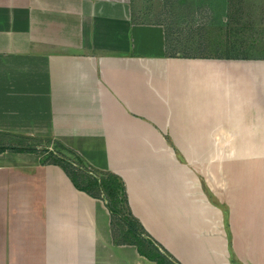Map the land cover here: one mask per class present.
Masks as SVG:
<instances>
[{
  "label": "crops",
  "instance_id": "0c3cea01",
  "mask_svg": "<svg viewBox=\"0 0 264 264\" xmlns=\"http://www.w3.org/2000/svg\"><path fill=\"white\" fill-rule=\"evenodd\" d=\"M134 3L0 0V133L120 176L175 264H264V57L170 55ZM111 220L63 167L0 154V264H157Z\"/></svg>",
  "mask_w": 264,
  "mask_h": 264
},
{
  "label": "rangeland",
  "instance_id": "374dc122",
  "mask_svg": "<svg viewBox=\"0 0 264 264\" xmlns=\"http://www.w3.org/2000/svg\"><path fill=\"white\" fill-rule=\"evenodd\" d=\"M134 8L135 16L144 22L165 25L169 35L167 53L170 55L194 58L201 57V54L207 58L264 57V0H135ZM170 143L180 160L178 144ZM0 145L36 148L43 162H63L69 168L73 164L80 167L77 168L78 175L83 178L90 176L83 166V161H87L78 152L52 138H14L0 133ZM117 204L125 214L122 213L115 221V236L119 241H131L133 236L128 233L124 222L131 218L126 214L125 204L121 201ZM139 231L146 237L145 251L153 252L150 244L153 247L158 244L147 235L146 230ZM158 247L166 256V264H175L171 256Z\"/></svg>",
  "mask_w": 264,
  "mask_h": 264
},
{
  "label": "trees",
  "instance_id": "16d2710c",
  "mask_svg": "<svg viewBox=\"0 0 264 264\" xmlns=\"http://www.w3.org/2000/svg\"><path fill=\"white\" fill-rule=\"evenodd\" d=\"M168 32H167V42H169L168 39ZM169 47V44H168ZM173 56H176V54H174ZM191 57L189 55H185V57ZM201 56H204L201 54ZM5 151H14V152H36L37 149L36 148H24L23 146L18 147V146H11V145H0V154L5 152ZM78 159H80V157L78 156ZM43 163H46L45 161ZM71 163V162H70ZM52 164H56L59 165L61 167L64 168V170L66 171L67 175L72 179V181L74 182V184L77 186L78 189L85 191L86 193H88L89 195L95 197V198H100L105 200L106 205L111 213V223H112V229H113V233H114V229H115V221L117 220V218L119 219L122 216V213L125 214V211H121L118 208L117 204L118 202H122L125 204V209H126V214L131 218V219H125L124 222L127 224L128 226V233L132 234V239L133 240H129V241H119L117 239V237L115 236L114 233V237H115V242L117 244H131V245H135L138 248V251L141 255L147 257L150 260L155 261L157 264H166L167 263V259L165 254H163L160 250H159V245H157V243H155L153 240H151L152 242H154L157 247H153L152 243L150 244L153 248V252H147L144 249V242H146V240L143 236V232L139 231V230H145V228L143 227V225L139 222V220L133 215L130 205H129V200H128V195H127V191H126V187H125V183L123 181V179L118 176L115 173L109 172V171H103V170H99L96 168H93L91 165H89L87 162L83 161V166H84V170H86L87 172H89L88 174H90V176L88 177H82L80 175L77 174V168L80 167H76L75 165L72 164L71 168H69L68 165H65V163L63 162H56V163H52ZM86 174V175H88ZM103 176V178L98 179V176ZM149 235V234H147ZM150 236V235H149ZM151 238V236H150ZM149 243V242H148Z\"/></svg>",
  "mask_w": 264,
  "mask_h": 264
}]
</instances>
